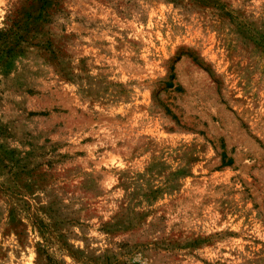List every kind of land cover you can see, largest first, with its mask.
I'll list each match as a JSON object with an SVG mask.
<instances>
[{
    "label": "rangeland",
    "instance_id": "1",
    "mask_svg": "<svg viewBox=\"0 0 264 264\" xmlns=\"http://www.w3.org/2000/svg\"><path fill=\"white\" fill-rule=\"evenodd\" d=\"M221 1L62 0L0 40V264H264V0Z\"/></svg>",
    "mask_w": 264,
    "mask_h": 264
},
{
    "label": "trees",
    "instance_id": "2",
    "mask_svg": "<svg viewBox=\"0 0 264 264\" xmlns=\"http://www.w3.org/2000/svg\"><path fill=\"white\" fill-rule=\"evenodd\" d=\"M174 8L182 7L185 11L187 8L212 9L219 12L223 18L232 19V12L227 4L221 0H164ZM186 1V3H185ZM62 0H24L15 8L14 17L11 21L7 32L0 31V40L7 55L21 44L26 42L30 35H37L43 29L45 24L49 23L50 17L57 12ZM264 49V47H263ZM171 87V84H168ZM222 152V158L224 159ZM232 160L228 159L222 162L223 165H230Z\"/></svg>",
    "mask_w": 264,
    "mask_h": 264
}]
</instances>
